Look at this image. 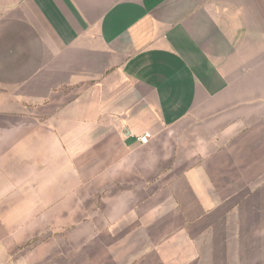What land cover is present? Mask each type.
<instances>
[{
    "label": "crops",
    "instance_id": "1",
    "mask_svg": "<svg viewBox=\"0 0 264 264\" xmlns=\"http://www.w3.org/2000/svg\"><path fill=\"white\" fill-rule=\"evenodd\" d=\"M0 264H264V0H0Z\"/></svg>",
    "mask_w": 264,
    "mask_h": 264
},
{
    "label": "built area",
    "instance_id": "2",
    "mask_svg": "<svg viewBox=\"0 0 264 264\" xmlns=\"http://www.w3.org/2000/svg\"><path fill=\"white\" fill-rule=\"evenodd\" d=\"M150 137L151 133L149 131H146L142 135H140L139 139L141 143L147 144L149 142Z\"/></svg>",
    "mask_w": 264,
    "mask_h": 264
}]
</instances>
